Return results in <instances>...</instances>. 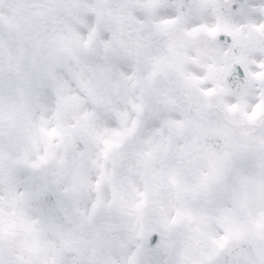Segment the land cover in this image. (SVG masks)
<instances>
[{
  "label": "snow or ice",
  "instance_id": "snow-or-ice-1",
  "mask_svg": "<svg viewBox=\"0 0 264 264\" xmlns=\"http://www.w3.org/2000/svg\"><path fill=\"white\" fill-rule=\"evenodd\" d=\"M0 264H264V0H0Z\"/></svg>",
  "mask_w": 264,
  "mask_h": 264
}]
</instances>
